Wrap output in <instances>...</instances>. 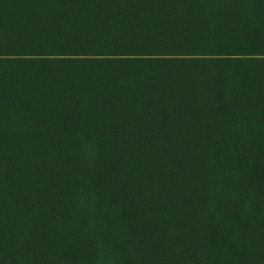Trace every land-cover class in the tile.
<instances>
[{
  "label": "trees",
  "instance_id": "1",
  "mask_svg": "<svg viewBox=\"0 0 264 264\" xmlns=\"http://www.w3.org/2000/svg\"><path fill=\"white\" fill-rule=\"evenodd\" d=\"M0 264H264V0H0Z\"/></svg>",
  "mask_w": 264,
  "mask_h": 264
}]
</instances>
